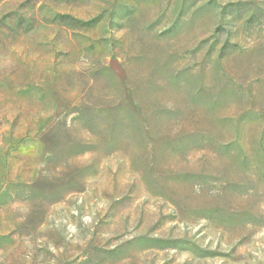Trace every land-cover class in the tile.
Masks as SVG:
<instances>
[{
	"label": "rangeland",
	"instance_id": "374dc122",
	"mask_svg": "<svg viewBox=\"0 0 264 264\" xmlns=\"http://www.w3.org/2000/svg\"><path fill=\"white\" fill-rule=\"evenodd\" d=\"M0 264H264V0H0Z\"/></svg>",
	"mask_w": 264,
	"mask_h": 264
},
{
	"label": "water",
	"instance_id": "95a60500",
	"mask_svg": "<svg viewBox=\"0 0 264 264\" xmlns=\"http://www.w3.org/2000/svg\"><path fill=\"white\" fill-rule=\"evenodd\" d=\"M113 66L116 68V61H112Z\"/></svg>",
	"mask_w": 264,
	"mask_h": 264
}]
</instances>
